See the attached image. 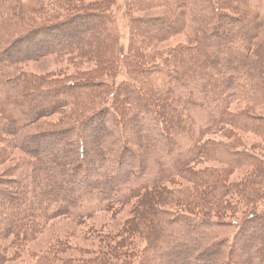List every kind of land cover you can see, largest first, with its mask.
Returning a JSON list of instances; mask_svg holds the SVG:
<instances>
[{
  "label": "trees",
  "instance_id": "trees-1",
  "mask_svg": "<svg viewBox=\"0 0 264 264\" xmlns=\"http://www.w3.org/2000/svg\"><path fill=\"white\" fill-rule=\"evenodd\" d=\"M69 6L45 23L38 20L44 14L39 0H0V74L7 75V71L10 74L8 80L0 79V166L14 159L13 149L25 153L24 159L14 160L0 178L6 185L0 188V264L15 253H7L8 237L13 236L11 243L17 245L18 241L36 235L43 223L53 217L61 214L84 217L133 195L135 205L139 204L136 218L132 217L135 221L126 222L122 235L107 234L104 247L100 246L80 264H119L118 260L129 263L134 256L130 251L135 247L131 242L135 233L146 237V247L142 248L136 264H232L228 260L229 252L218 260L209 259V252L200 249L202 241L222 235L224 227L230 224L237 226L229 232L231 238L226 237L230 247L249 236L243 241V248L247 249L245 244L253 239L252 235L260 238L264 222L258 225L256 222L264 219L261 206L264 205V156L236 148L242 147L240 144L231 147L235 142L215 145L207 138L217 130L226 133L230 128L243 129L252 121L251 105L264 101V0H128L130 27L139 39L126 51L121 46L118 48L115 35L109 30L113 23V0H90L76 12H70ZM163 8L165 12L161 15L136 14ZM91 17L97 20L93 32L81 39L63 41L65 35L58 31L59 27L69 25L76 18L84 21ZM9 23L14 24L16 31L5 32ZM233 27L238 29L232 30ZM12 33L16 36L11 39ZM179 34L184 35L183 41L163 51L158 65L142 54V48ZM51 45L56 52L74 49L96 59L97 66L89 78L65 84L76 86L92 80L93 87L88 91L82 88L79 94L99 97L96 105L81 107L85 97L79 94L73 102L59 98L45 103L29 100L33 95H58L55 85L48 89L39 78L17 67L24 60L37 59ZM158 55L154 54L155 58ZM129 61L134 63L130 67ZM117 73L122 74L119 80ZM130 96L135 103L128 102ZM237 102L248 104L231 110L230 106ZM70 103L66 122L59 124L62 128L56 136L53 130L46 132L48 129L39 128L42 115L51 114L57 105L64 108ZM118 109L122 110L118 112ZM103 113L116 124L114 137L104 139L99 135L104 129L100 124V128L87 129L92 131L91 146L85 145L83 134L86 152L80 157H74V150L51 154L50 148L61 146L51 144L54 138L81 134V129H86L83 125L86 119ZM256 120L260 124L264 118ZM151 127L157 130L146 133L142 144L147 156H139L130 146L129 136L135 135L140 140L141 130ZM238 140L235 138L237 143ZM95 143L105 148L103 153L95 151ZM215 146L222 152L225 164L234 167L248 160L253 172L237 182L229 179L232 172L226 168L215 176L209 173L206 176L204 171L200 176V172L192 174L195 172L191 171V163L201 162L207 148ZM189 171L188 179L196 190L194 195L167 200L162 187L164 182L172 180L166 179L174 175L182 177ZM229 183L238 191L239 197H235L238 203L249 206L243 215L221 205L231 203V192L224 190L215 197L201 196L203 187L214 189L218 184L224 187ZM213 200L219 205L213 207ZM144 204L147 210L142 213ZM171 204L179 205L183 211L173 213L170 208L162 209ZM209 210L214 219L201 224V213L205 215ZM195 211L200 214L195 215ZM203 225L205 228L200 231L198 226ZM159 228L163 230L161 236ZM181 231L184 236L178 241ZM263 248L254 257L240 254L243 257L240 264H264ZM232 256L239 260V255ZM70 261L65 260L67 264ZM39 263L42 264L40 259Z\"/></svg>",
  "mask_w": 264,
  "mask_h": 264
},
{
  "label": "rangeland",
  "instance_id": "rangeland-1",
  "mask_svg": "<svg viewBox=\"0 0 264 264\" xmlns=\"http://www.w3.org/2000/svg\"><path fill=\"white\" fill-rule=\"evenodd\" d=\"M90 0H39L41 3V7L44 8V14H41V17L38 18V20H42L43 22L47 23L49 18H57L58 15H61V13L65 12L66 6L71 8L70 12H76L77 10L80 11L78 8L80 5L87 4ZM128 0H113L114 6L112 7V14H113V23L112 26L109 28V30H112V35H115V41L118 45V48L121 46L124 51L127 50V48H130V46H133L134 44H137V40L139 37L137 36L135 30L131 29V25L129 23V15H128V6H127ZM25 4L29 5V2H25ZM33 4V2H32ZM75 8V9H74ZM165 12V9H149V10H143V11H137L136 14H139L141 16H153L156 14H163ZM229 13H231L229 11ZM74 14V13H73ZM135 14V13H134ZM133 14V15H134ZM76 15V14H75ZM97 24V20H95L94 17L88 18L84 21H82L79 18L74 19L69 25H62L58 28V31L61 32V34H64L65 37L63 38V41L66 39H81L83 36H87L90 32L94 31V28ZM14 24L9 23L6 27L5 32H11L16 31L14 30ZM237 27H233L232 30H237ZM10 35V33H9ZM15 33H12L11 39L15 37ZM133 38L134 41L131 39ZM10 39V40H11ZM184 35L179 34L175 36L174 38H171L169 40H166L162 43H158L156 45H153L152 47L146 46L143 49L142 54H146L147 56H150L152 62L153 60L158 65L161 61L160 58L163 54V51H165L169 46H173L174 44L183 41ZM101 43V42H100ZM55 46L51 45L48 46L46 51H43L42 54L39 55V57L35 60L28 59L27 61L24 60L22 63H20L17 67L24 69L25 72H30L33 75V78H39L40 82H42L44 85H47L48 89L53 88L52 86L55 85L56 90L58 91V95L54 93L53 94H44V95H36L32 96L29 100L30 101H37V102H53L56 101L59 98V101H66V102H73L76 99V96L81 93L79 92L80 89H90L93 87L92 80L88 81V83H83L79 85H69L65 86L67 82L72 80H76L78 78L80 79H87L90 77V72L97 66L96 59L88 53L80 52L78 50L71 49L69 51L65 52H56L54 51ZM90 48H95L94 46H90ZM99 49V48H97ZM96 49V50H97ZM160 54L156 58L154 54ZM34 55V54H33ZM32 55V56H33ZM165 54L163 55L164 58ZM134 63L129 61V67L132 66ZM6 80L9 79L10 74L7 71V75L0 74V79L6 78ZM122 78L121 73H117L116 80H119ZM85 86V87H84ZM86 93V92H85ZM60 94V95H59ZM79 96H81L79 94ZM81 97H85L81 96ZM99 97H85L84 101L81 104V107H88L90 104H97L99 102ZM129 103H135V99L133 96H130V98H127ZM81 101L79 100L78 103ZM93 104V105H94ZM248 104V103H246ZM245 103H233L230 108L231 110L235 111L238 109L243 108ZM47 106V104H43ZM54 105V104H51ZM71 106L70 104H65L63 107H58L51 113V114H44L42 117L38 120L39 122H42L41 126L39 127L42 131L47 130L46 132H49L51 130L54 131L53 136H56L62 128L63 122L65 123V116L66 111L68 110L67 106ZM253 107V110H250L249 116L252 121L247 122L245 127L243 129L238 128H230L229 131L226 133H222L221 131L217 130L214 131L213 134L208 135L209 140L213 141L216 145V143H232L235 142L231 147H234V145L240 144L242 147H236V148H243L245 150H248L249 152H252L256 155L259 154L260 156H264V121L258 123L256 119L264 118V101H260L258 104L251 105ZM63 108V109H62ZM119 110V111H118ZM117 111L120 112L122 109H118ZM64 111L65 113H63ZM86 111V110H85ZM83 111V113L85 112ZM69 112V110H68ZM103 115V118L105 121H103V118H101ZM100 115H93L90 118L86 119L85 124V130L82 131L81 134L77 133V136H65L61 135L59 138H54V141H51V144H60L61 146L58 148H50L51 154H57V153H64L67 150L69 152H73L74 157H77L81 155V153L86 152V147L82 145V137L83 134L85 135V145L91 146L90 143V132L88 130L96 129L97 127L100 128V124L104 126L103 131L99 134L103 136V138H110L115 136L114 128L116 127V124L111 121V118L107 115L100 114ZM143 116L144 113L142 114ZM71 118V117H70ZM38 124L37 126H39ZM118 127V126H117ZM84 128V127H83ZM119 128V127H118ZM99 130V129H98ZM156 128H146L141 130V135H139L140 140H138L137 136H129V138L132 140L130 142V146H132V149L135 151V154L142 156L145 154L147 156V153L143 150V138L145 137L146 133L151 134L154 131H156ZM87 136H86V134ZM231 133V137H227L226 134ZM51 134V133H50ZM130 135V134H128ZM207 136V135H206ZM206 137H204L205 139ZM235 138H238L237 143L235 141ZM156 139V138H155ZM155 143L160 147V143L155 140ZM141 142V144H138V142ZM95 146L93 148L96 150H99L100 152H104V147L102 145H97L95 143ZM24 152L20 149H13L12 150V158L13 160H7L3 163V165L0 166V178H2L4 170L7 167H11L14 160L16 159H24ZM79 154V155H77ZM161 154H163L161 152ZM155 159V158H153ZM224 158L222 155V152L217 149V147L207 148V151H205V154L203 155V158L201 162L199 163H191V167L194 169H191V171L195 172L192 174H200L201 171H204V174L206 176L213 175L215 176L218 174L219 170H222V168H226L231 170V174L229 176V179L231 181H239L246 177L250 171L253 172V168L251 166V162L246 160L243 161V163H240L236 166H229L223 162ZM166 164V163H165ZM167 166V164H166ZM169 167V166H168ZM80 172H78L79 174ZM133 175L136 174L135 171H132ZM135 173V174H134ZM183 175L182 177L169 176L166 180H172V181H166L163 183V195L165 198L171 199L176 198L178 196H187V195H194L195 188L193 186V183H191V179L189 180V174ZM209 173V174H208ZM77 174V175H78ZM203 176V175H202ZM12 178V176H10ZM234 182V183H235ZM224 185V184H223ZM232 184H225L224 187H221V185L218 184L214 189L212 187H203V192L201 196L206 197H215L216 195L220 194L222 191H228L232 193L233 199L231 203L221 204L227 206L229 209H233L234 213L236 215L241 214L243 215V212H246L248 210V205L246 203H238L239 197L238 191L232 187ZM6 185L3 182H0V188L5 187ZM9 187V186H8ZM264 192V189L262 190V193ZM211 193V194H209ZM136 198L135 196L128 197L126 200L118 201L114 203H110L108 206H103L99 209H95L88 213L84 217H74V216H67V215H59L56 217H53L52 219L48 220L47 222L43 223L44 227H42L39 232L34 235L32 238H27V241H18L14 245L11 243V239L13 236H10L6 241L7 245V253H13L11 256L9 255L7 259L2 264H40L39 259L41 260L42 264H44L45 261H50L52 264H67L66 261L71 260L70 264H80V261L91 257L100 246L104 247L103 240H106V235H113L114 234H120L122 235L124 233V227L127 221L132 220L136 218L135 211L138 210L139 204L137 203L135 205ZM213 204H218L219 202L217 200L212 201ZM262 208L264 205H261ZM154 207L160 210V207ZM210 207V206H208ZM214 207V206H213ZM212 207V209H213ZM142 213L147 210L145 207V204L143 205ZM166 208H170V211L175 213L176 211L182 210L179 208V205H166L162 209L165 210ZM183 211V210H182ZM249 211V210H248ZM140 212V211H138ZM172 213V214H173ZM195 215L200 214L198 211L194 212ZM211 211H205V215L201 218V224H207L209 221H211V218L214 219V216H211ZM246 215V214H245ZM135 217V218H132ZM138 218V217H137ZM264 219H259L256 222V225L259 223L263 224ZM130 223V222H128ZM127 223V224H128ZM221 224V223H218ZM205 225L198 226L199 230L202 231L205 228ZM160 227V226H159ZM194 227V226H193ZM197 227V226H196ZM237 226H230L228 225L227 228L224 227V233L220 236H216L214 238H211L209 240L204 239L202 241V247L200 249H204V252H209V259L215 261L220 259L225 253L227 254L229 252V261L234 264L236 261V264H240L241 258H243L240 254L246 256L254 257L256 256L257 251L261 250V248L264 247V242L262 243L261 239H264V225L262 226V229L259 231V237L255 238V235H250L253 237V239L250 238L248 243L245 244L243 241H247L249 236L243 237L242 243H239V248L237 245H233V247H230L226 241V237L231 238L228 234L229 232H233L234 229H236ZM164 229V228H163ZM186 229L185 227L182 229ZM149 230V229H148ZM259 230V229H258ZM257 231V230H256ZM255 231V232H256ZM159 234L160 236L163 234L162 228H159ZM184 236L183 231L180 232V235L177 237L178 241H181V238ZM238 240V239H237ZM131 242L134 243L135 247L134 250H131V254L134 255L133 259L126 264H136L138 257L142 251V248L146 247V237H144L141 233H135L131 236ZM11 243V244H10ZM218 243V244H215ZM233 244V243H232ZM253 246V247H252ZM221 247V250H215V248ZM252 247V250H249ZM256 248L255 253L253 254V250ZM52 251L50 255H48L47 251ZM239 250H241L239 252ZM264 251V248H263ZM233 254H237V257L239 255V260L233 258ZM235 260V261H234ZM119 264L121 263L120 260Z\"/></svg>",
  "mask_w": 264,
  "mask_h": 264
}]
</instances>
